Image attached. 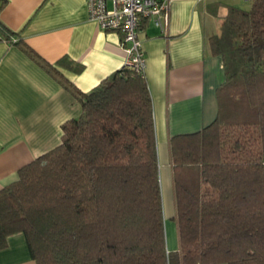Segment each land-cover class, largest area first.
I'll list each match as a JSON object with an SVG mask.
<instances>
[{
    "label": "trees",
    "instance_id": "obj_1",
    "mask_svg": "<svg viewBox=\"0 0 264 264\" xmlns=\"http://www.w3.org/2000/svg\"><path fill=\"white\" fill-rule=\"evenodd\" d=\"M249 2L229 5L208 38L225 73L216 117L170 138L179 233L173 251L145 74L121 67L83 91L16 40L80 113L61 124L57 145L0 188V249L21 232L35 264H264V0ZM0 33L13 34L1 21ZM56 64L83 67L66 56Z\"/></svg>",
    "mask_w": 264,
    "mask_h": 264
},
{
    "label": "crops",
    "instance_id": "obj_2",
    "mask_svg": "<svg viewBox=\"0 0 264 264\" xmlns=\"http://www.w3.org/2000/svg\"><path fill=\"white\" fill-rule=\"evenodd\" d=\"M245 1L250 0H171L163 31L150 21L139 29L168 250L179 249L170 138L201 130L216 117L217 87L225 73L222 57L211 53L208 38L219 31L227 7H242ZM0 21L13 32L9 39L0 38L1 188L17 179L22 165L57 145L61 124L80 113L76 99L17 41L83 91L123 67L125 51L119 32L104 31L89 18L86 0H7ZM63 56L82 69L56 64ZM0 264H35L23 233L8 236Z\"/></svg>",
    "mask_w": 264,
    "mask_h": 264
},
{
    "label": "built area",
    "instance_id": "obj_3",
    "mask_svg": "<svg viewBox=\"0 0 264 264\" xmlns=\"http://www.w3.org/2000/svg\"><path fill=\"white\" fill-rule=\"evenodd\" d=\"M171 0H86L89 18L104 31H117L125 51L123 67L144 73L145 57L139 29L150 21L160 30L169 22Z\"/></svg>",
    "mask_w": 264,
    "mask_h": 264
},
{
    "label": "rangeland",
    "instance_id": "obj_4",
    "mask_svg": "<svg viewBox=\"0 0 264 264\" xmlns=\"http://www.w3.org/2000/svg\"><path fill=\"white\" fill-rule=\"evenodd\" d=\"M250 6V2L249 1H245L244 3H243V8H248Z\"/></svg>",
    "mask_w": 264,
    "mask_h": 264
}]
</instances>
